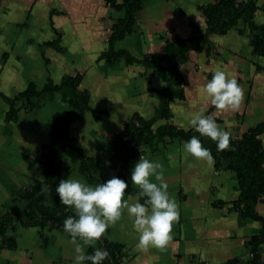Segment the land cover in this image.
<instances>
[{
	"label": "crops",
	"instance_id": "crops-1",
	"mask_svg": "<svg viewBox=\"0 0 264 264\" xmlns=\"http://www.w3.org/2000/svg\"><path fill=\"white\" fill-rule=\"evenodd\" d=\"M214 1L143 0L133 31L115 48L137 57L161 54L167 40L203 32L206 17L202 7ZM257 5L255 20L261 24L264 0H257ZM123 16L124 10L107 0H0V91L14 97L31 82L41 88L49 79L59 83L67 75H83L80 88L90 92L91 110L72 122L73 142L62 152L61 161L72 169L68 179L91 186L98 183L80 172L77 149L101 161L98 178H111L116 172L111 161L112 138L135 114L152 118L160 99L150 89L166 87L153 69L128 63L124 57L110 63L102 56L113 24ZM253 48L252 33L239 20L228 32L213 34L208 50H191L188 59L179 64L184 98L172 99L170 118L160 119L154 128L170 123L191 129L188 121L201 107L230 132V138L264 123V55L254 53ZM216 70L235 77L243 88L244 101L238 111H217L203 92ZM70 97L67 89L46 92L36 98L33 109L22 108L17 120L8 121L9 104L0 96V216L7 209L22 210L19 192L36 179L45 178L37 160L50 142L56 111L68 109ZM260 137L264 145V132ZM185 142L175 139L167 145L144 147L145 158L163 165L169 196L179 205V220L173 225L167 247L139 250L138 233L125 210L95 247H85V254L100 248L105 239L123 247L124 264H228L232 259H249L248 240L261 231L262 224L244 218L233 208L232 201L239 194L235 173L217 169L215 162L208 165L196 160L184 152ZM128 180L132 184L131 171ZM152 180L155 182L154 177ZM135 194L125 192L124 199L131 203ZM219 201L224 204H216ZM44 203L52 205L54 198L45 196ZM256 209L264 216V195ZM7 233L15 238L16 247L0 252V264H75L71 237L60 228L24 227L15 221ZM259 253L264 260V243Z\"/></svg>",
	"mask_w": 264,
	"mask_h": 264
},
{
	"label": "trees",
	"instance_id": "trees-1",
	"mask_svg": "<svg viewBox=\"0 0 264 264\" xmlns=\"http://www.w3.org/2000/svg\"><path fill=\"white\" fill-rule=\"evenodd\" d=\"M107 1L118 10H124V16L113 24L108 48L102 56L110 63L124 57L128 63L142 64L145 68L153 69L166 82V87L162 90L150 89V92L158 95L160 99V106L155 115L146 119L135 114L125 123L124 129L112 138L111 161L116 170L113 176L129 184L125 192L137 193L139 189L132 186L128 176L134 164L144 154V147H156L158 143L167 145L175 139L188 141L192 136H197L202 145L211 150L217 169L231 170L235 173L239 194L232 201L233 208L239 211L244 218H252L262 224L261 231L248 240L253 256L248 260L232 259L228 264H264L259 253V246L264 243V216L256 209L257 203L264 195V145L260 137L264 132V123L250 127L240 137H231L230 147L225 151H217L214 141L201 136L193 128L185 130L170 123H163L154 128L160 119L170 118V101L174 98H184V79L179 71V64L188 59L191 50H208L213 34L226 33L239 20H243L252 33L254 53L264 55V23L260 24L255 20L259 9L257 0H215L206 4L202 7V12L206 17V28L203 32L190 38L176 37L167 40L163 53H152L142 57L134 56L126 49H116L115 44L133 31L136 12L142 7L143 0H123L121 3L118 0ZM82 79L81 73L67 75L59 83L49 79L41 88L31 82L25 90L14 97L0 91V96L9 104L6 112L8 121L17 120L22 108L33 109L36 98L43 96L46 92L67 89L71 93L68 101L69 108L56 111L50 142L43 146L37 160L43 169L45 178L36 179L19 192L24 202L22 210L7 209L5 214L0 216V252L6 248L16 247L15 238L7 233L8 228L15 221H19L24 227L50 226L64 230L63 221L69 216H75L72 208L60 202L55 189L59 180L68 179L72 171L71 168L64 167L61 161L62 152L68 144L73 142L70 136V126L72 122L84 118L91 110L90 92L80 88ZM77 150L81 155L79 170L90 181L100 184L110 179L98 178L100 160L85 154L81 149ZM42 182L49 185L47 196L54 198L52 205L44 203L45 195H42L40 191ZM141 200L143 203L144 198ZM216 204H224V202L219 201ZM100 248L109 252L108 258L102 264H124L125 253L121 245L102 239ZM94 250L90 249L87 254H92ZM88 264L91 262L88 261Z\"/></svg>",
	"mask_w": 264,
	"mask_h": 264
},
{
	"label": "clouds",
	"instance_id": "clouds-1",
	"mask_svg": "<svg viewBox=\"0 0 264 264\" xmlns=\"http://www.w3.org/2000/svg\"><path fill=\"white\" fill-rule=\"evenodd\" d=\"M183 68L181 65V70ZM203 92L210 105L220 112L238 111L244 101L243 88L235 77H229L224 70L213 73L203 86ZM206 111V107H201L199 111L193 112L189 125L201 136L214 141L217 151L228 150L230 132L221 128L213 115H206ZM183 150L208 165L215 162L211 150L205 148L197 136L186 141ZM131 182L139 188V192L131 198L133 202L130 203L124 199L129 184L115 176L95 186L78 179L59 180L55 191L60 202L75 210V216L63 221L64 231L70 235V242L74 245L75 264L85 261L102 264L108 258L106 249L95 248L92 254H85V247H95L108 227L121 219L125 210L138 233L136 247L139 250L147 252L150 247L160 250L167 247L172 239L173 225L179 220V205L169 196L163 165L140 156L131 170ZM40 191L47 196L49 185L42 182ZM142 198L143 203L140 202Z\"/></svg>",
	"mask_w": 264,
	"mask_h": 264
},
{
	"label": "built area",
	"instance_id": "built-area-1",
	"mask_svg": "<svg viewBox=\"0 0 264 264\" xmlns=\"http://www.w3.org/2000/svg\"><path fill=\"white\" fill-rule=\"evenodd\" d=\"M124 138H126V137H124ZM133 144H135V143H133ZM141 156H144V154H142ZM253 256V252H250L249 253V258H251Z\"/></svg>",
	"mask_w": 264,
	"mask_h": 264
}]
</instances>
